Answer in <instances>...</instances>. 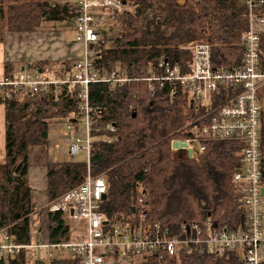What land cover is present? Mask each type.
<instances>
[{
  "label": "trees",
  "instance_id": "16d2710c",
  "mask_svg": "<svg viewBox=\"0 0 264 264\" xmlns=\"http://www.w3.org/2000/svg\"><path fill=\"white\" fill-rule=\"evenodd\" d=\"M178 1L126 0L122 13L109 11L111 23L120 27L121 32L118 37L96 42L91 57L93 70L101 79L114 76L127 81L88 86L89 106L97 113L101 111L89 128L88 161L46 164L45 193L49 204H55L86 183L89 176H103L106 195L105 200L98 203V212L111 226L118 221L121 226L123 222L135 223L137 200L141 199L147 224L159 222L162 230H168L169 237L182 238L183 224H198L203 235L206 222L217 232H234L244 227L246 213L233 180L244 167L241 145L233 141L203 142L202 154L196 159H189L185 152L173 151L171 142L188 138L190 124L200 118L204 110L188 108L182 89L173 90L170 82L160 86L146 80L158 71L160 56L168 57L171 63H178L183 72H188L193 53L181 45L201 40L211 47L214 68L240 69L244 56L243 36L249 26L250 14L243 0H185L184 4ZM78 10L77 2L0 0V43L4 33L36 32L51 23L76 24ZM254 12L264 19V6ZM259 30L261 49H264V36ZM261 61L264 62L262 57ZM64 66L71 71L70 64ZM37 68L41 74L12 70L11 65L4 64L0 83L12 82L14 76L28 74L56 81L64 74L60 69L57 72L46 70L50 71L46 73L40 65ZM149 86L153 89L152 94ZM79 93V89L72 90L61 84L47 85L43 91L41 88L38 96L29 89L21 92L13 85L0 86L4 122L0 235L7 234L6 244L30 246L33 243L30 236L33 208L28 180L29 155L35 147L47 145L51 122L69 120V123L77 124L74 120L81 117ZM261 118L260 163L264 188V107ZM108 126H114L115 130L110 131ZM103 138L107 141H102ZM135 207L137 211L133 213ZM49 208L47 206L49 245L70 242L73 238L71 223L75 228L79 224V229L85 228L86 222L74 219L70 210L51 211ZM40 251L59 254L60 257L51 259L49 264H82L80 256L69 251L40 249L38 256ZM8 253L0 251V255L5 256H0V264L37 263L29 248ZM115 257L113 253L106 260ZM131 264L244 262L238 252L228 251L215 256L206 253L204 246L196 249L190 246L188 251L179 252L177 260L158 250L147 254L146 259L135 258Z\"/></svg>",
  "mask_w": 264,
  "mask_h": 264
},
{
  "label": "built area",
  "instance_id": "2783aa9c",
  "mask_svg": "<svg viewBox=\"0 0 264 264\" xmlns=\"http://www.w3.org/2000/svg\"><path fill=\"white\" fill-rule=\"evenodd\" d=\"M185 0H179L184 4ZM249 11V26L243 36L244 56L242 66L238 70L214 68L211 62V47L206 41H195L183 48L192 50L193 59L188 72H183L178 63H171L168 57L160 56L158 71L152 73L146 81L155 82L160 86L172 84L174 89H182L188 108L204 110V114L190 124L185 152L193 150L192 158H198L203 151V142L233 141L241 145V159L244 167L234 176V183L246 213L244 227L231 232H217L206 222V231L202 234L198 224H183L182 238L169 237L167 229L162 230L159 222L147 224L145 206L141 199L137 200L138 212L134 222H123L116 227L106 222L98 212V203L106 195V184L103 176L90 177L86 183L70 191L55 204L49 206L51 211L70 210L72 217L86 222V238L73 243L30 246L29 249L38 253L40 249L69 251L83 258V264H103V255L115 253L120 260L135 258L146 259V255L160 250L175 258L181 250H189L190 246H204L206 253L221 256L228 251L238 252L244 264H260V246L264 244V188L261 185L260 140L262 130L261 106L258 94L264 86V63L261 61V45L258 30L264 25V19L255 14V10L264 6V0H243ZM120 0H79L78 17L76 20V39L87 46L83 61L74 66V76L65 81H47L41 75L28 74L14 76L13 81L0 83V86L13 85L21 92L29 89L33 95H39L47 85H68L72 90L79 89L80 115L84 122L86 134L94 117L101 114L89 106L88 86L91 83H117L127 79L118 77L98 78L93 70L91 57L98 41L94 17L90 9L111 8L118 13L124 11ZM18 78V79H17ZM149 92L153 89L149 86ZM174 95V91H171ZM114 131L113 127L109 128ZM104 142L107 139L103 140ZM171 142V143H172ZM72 144V145H71ZM69 146L71 155L88 151L90 141L78 137ZM137 208L135 207V212ZM7 234L0 235V251L8 254L17 253L24 246L6 244ZM35 253V254H36ZM5 257L4 255H0Z\"/></svg>",
  "mask_w": 264,
  "mask_h": 264
},
{
  "label": "crops",
  "instance_id": "0c3cea01",
  "mask_svg": "<svg viewBox=\"0 0 264 264\" xmlns=\"http://www.w3.org/2000/svg\"><path fill=\"white\" fill-rule=\"evenodd\" d=\"M49 3L57 2H77L79 0H44ZM122 1L123 5H126V0ZM125 10V9H124ZM91 15L94 17L93 23L98 33L99 39H106L100 35V25L103 23H111L112 18L108 15L109 11L116 12V10L111 8H95L90 9ZM117 14H120L116 12ZM74 30V36H71L60 29L59 24L51 23L45 24L44 28L36 32L27 33H4L3 41L0 43V54L3 55V61L0 62V70L3 74L4 64H9L12 66V70H29L30 72H36L41 74V70L37 68L38 65L44 66L45 64H54L56 72L60 69L64 73L60 76L63 80L72 79L74 76V66L78 62L83 61L85 57V46L84 43L77 41L76 39V29L74 22L70 23ZM115 29L121 32L120 27L112 24ZM260 34L264 36V25L260 28ZM112 39V38H110ZM96 44V43H95ZM95 44L92 48H95ZM3 52L1 53V51ZM261 57L264 59V49L260 50ZM70 64V72L66 70L64 64ZM264 63V62H263ZM35 67L34 69H31ZM94 68V65H93ZM46 73L50 71H45ZM73 73V74H72ZM53 74V73H51ZM54 75V74H53ZM46 77L45 75H43ZM57 77L55 80H61ZM2 78V77H1ZM25 92V91H24ZM38 96V95H37ZM37 96H33L34 100ZM259 103L260 100H264V86L261 88L258 94ZM89 101V96H88ZM261 106V117L263 106ZM80 109V100H79ZM3 114V110H2ZM80 114V110H79ZM81 116V115H80ZM262 120V118H261ZM69 120H55L49 125L48 130V144L46 146L36 147L32 150L29 155V173L28 180L29 185L32 188L31 203L33 208V214L30 217V236L32 238V245L37 246L41 244H48V217H47V206H51L48 203L47 195L45 193L46 189V170L45 166L47 163H87L88 161V151L79 153L78 155H71L69 152V144L75 141L76 138L81 137L80 135L84 133L83 137L90 139V130L88 134L85 132L84 122L81 117L74 120V122L69 123ZM115 128L114 126H108ZM90 128V127H89ZM106 139L103 138L102 141ZM61 140L64 144L61 145ZM0 162L4 159V133L2 135V140L0 139ZM65 144L67 146H65ZM42 176L44 181L42 183ZM37 186V188H35ZM135 211V210H134ZM116 227H119L120 221L114 223ZM162 227V226H161ZM86 228V226H85ZM75 228L72 232L73 238L68 243H73L78 240H83L86 238V229ZM72 231V229H71ZM79 234V235H78ZM82 234V235H80ZM30 245V246H32ZM24 246L26 248L30 247ZM36 253V252H35ZM33 253V258L38 261L39 257L37 253ZM70 253V252H69ZM72 255H75L72 253ZM77 256V255H75ZM107 256H111V252L107 255H103L104 264H131L134 259L131 260H120L117 258H112L106 260ZM82 264L83 258L80 256ZM260 262H264V246L259 252Z\"/></svg>",
  "mask_w": 264,
  "mask_h": 264
},
{
  "label": "rangeland",
  "instance_id": "374dc122",
  "mask_svg": "<svg viewBox=\"0 0 264 264\" xmlns=\"http://www.w3.org/2000/svg\"><path fill=\"white\" fill-rule=\"evenodd\" d=\"M59 25H60L59 27H60V29L62 31H66L67 34H69L71 36H74L73 27H72V25L69 22H62ZM99 29H100V35H101V37H104V38H107V39L115 38V37H118L120 35L119 32L115 29V27L112 24H110L109 22L108 23L101 24L100 27H99ZM2 52H3V50L1 51V53ZM1 61H3V55L2 54H0V62ZM34 68L35 67H33L31 69H34ZM42 69L44 71H46V70L55 71L56 70L54 64H51V63L50 64H45L44 66H42ZM1 76H2V73H1V70H0V79H1ZM260 104L264 107V100L263 99L260 100ZM51 124H52V122H51ZM262 127H263V123H262ZM3 133H4V122H3L2 107L0 106V139L1 140H2ZM80 136L83 137L84 136V133L81 134ZM62 144H64V143L61 140V145ZM65 146H67V145L65 144ZM69 146H70V144H69ZM180 150H185V149H180ZM41 180H42V183H43V181H44L43 176H42V179ZM104 180H105V178H104ZM105 184H106V180H105ZM35 188H37V186H35ZM80 226L81 225L79 224L78 228ZM78 228H77V230H78ZM71 229H72V232H74V230H75V224L74 223H71ZM39 256L40 257H39V259H38V261H37L36 264H49L51 259H58L60 257L59 254L56 253V252H53L51 255H49V253H47L46 251H40ZM30 261L31 262H34V259L31 258Z\"/></svg>",
  "mask_w": 264,
  "mask_h": 264
},
{
  "label": "water",
  "instance_id": "95a60500",
  "mask_svg": "<svg viewBox=\"0 0 264 264\" xmlns=\"http://www.w3.org/2000/svg\"><path fill=\"white\" fill-rule=\"evenodd\" d=\"M132 117H134V115H132ZM171 148L174 150L186 149L187 145L184 141H175L171 143ZM187 154H188V158L191 159L193 156V150L187 149ZM263 193H264V190H263ZM102 200H105V195L102 197ZM132 212L134 213V208L132 209Z\"/></svg>",
  "mask_w": 264,
  "mask_h": 264
}]
</instances>
